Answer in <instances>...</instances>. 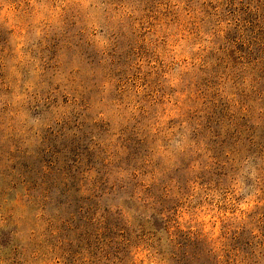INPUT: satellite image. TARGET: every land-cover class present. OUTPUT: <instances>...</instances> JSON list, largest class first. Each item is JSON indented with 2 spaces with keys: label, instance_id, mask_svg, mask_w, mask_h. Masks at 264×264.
Returning <instances> with one entry per match:
<instances>
[{
  "label": "rangeland",
  "instance_id": "rangeland-1",
  "mask_svg": "<svg viewBox=\"0 0 264 264\" xmlns=\"http://www.w3.org/2000/svg\"><path fill=\"white\" fill-rule=\"evenodd\" d=\"M0 264H264V0H0Z\"/></svg>",
  "mask_w": 264,
  "mask_h": 264
}]
</instances>
